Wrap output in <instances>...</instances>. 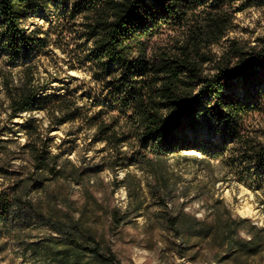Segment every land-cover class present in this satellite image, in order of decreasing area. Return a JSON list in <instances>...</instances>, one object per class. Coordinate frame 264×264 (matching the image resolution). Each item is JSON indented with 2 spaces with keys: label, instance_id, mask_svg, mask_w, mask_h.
<instances>
[{
  "label": "trees",
  "instance_id": "trees-1",
  "mask_svg": "<svg viewBox=\"0 0 264 264\" xmlns=\"http://www.w3.org/2000/svg\"><path fill=\"white\" fill-rule=\"evenodd\" d=\"M255 3L0 0V57L4 58L0 106L6 105L10 120L36 108L57 78L56 71L42 74L43 58L62 61L69 70L84 69L95 83L94 94L88 103H80L75 95L57 96L48 111L50 123L79 121L94 129L108 149L106 168L117 174L130 164L163 162L195 147L205 158L221 161L237 182L260 193L264 204V126L252 129L247 124L256 115L264 121V36L255 44L230 36L238 13ZM41 12L54 18L50 33L26 25L31 15ZM53 48L66 57H59ZM55 64L60 70L61 65ZM35 132L27 135L34 170L20 177L12 193L1 200L7 217L0 222L19 208L27 219L37 216L49 226V232L30 247L33 264H120L84 213L76 216L69 197L49 195L46 205L28 198L39 183L76 173L75 167L68 170L59 163L41 132ZM5 134L0 129V158L7 149ZM125 177L130 189L127 172ZM139 207L136 203L133 209ZM209 212L203 219L185 210L166 218L181 239L180 256L193 239L219 248L215 256L221 264L227 260L245 264L264 252V226L234 215L218 199ZM127 218L111 213L116 226Z\"/></svg>",
  "mask_w": 264,
  "mask_h": 264
},
{
  "label": "rangeland",
  "instance_id": "rangeland-1",
  "mask_svg": "<svg viewBox=\"0 0 264 264\" xmlns=\"http://www.w3.org/2000/svg\"><path fill=\"white\" fill-rule=\"evenodd\" d=\"M236 24L230 36L255 44L258 37L264 36V0H257L240 11ZM26 25L29 28L41 26L44 32L50 33L54 18L41 12L31 15ZM53 50L59 57H66L57 48ZM55 62L61 65L60 70ZM3 64L4 58L0 57V65ZM40 70L43 75L56 71L57 78L42 94L35 109L10 120L6 105L0 106V129H5L7 139V149L0 158V219L7 217L3 214L1 200L12 193L20 177L34 170L27 135L35 136L38 131L48 150L59 156V163L68 170L75 167L76 173L69 178L39 183V188H33L28 198L46 205L49 195L58 193L69 197L77 209L76 216L84 213L98 235L116 252L120 264H221L215 256L219 248L197 239H193L180 256L181 239L166 223L168 216L181 210L203 219L217 199L234 215L248 217L258 226H264L260 193L237 182L227 174L221 161L205 158L198 148H186L163 162L130 164L126 169L117 170V174L106 168L110 158L108 149L106 143L94 135V129L82 126L79 121L50 123L48 114L59 95H75L80 103H88L95 90L90 74L84 69L69 70L64 62L47 58L40 61ZM15 75L19 80V72ZM3 98L1 94L0 99ZM247 124L252 129H260L264 121L256 115ZM202 131L208 136L206 130ZM189 134L195 144L192 131ZM123 149L129 150L127 146ZM126 172V181L132 185L130 189L125 186ZM136 203L139 210L133 209ZM60 208L63 212L67 210L66 206ZM113 211L120 218L128 216L127 220L116 226L111 220ZM48 232L49 226L37 216L27 219L25 211L13 208L8 220L0 222V264H33L30 247ZM222 264H232V260ZM245 264H264V252L249 258Z\"/></svg>",
  "mask_w": 264,
  "mask_h": 264
}]
</instances>
